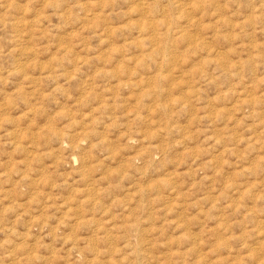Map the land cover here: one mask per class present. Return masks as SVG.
Segmentation results:
<instances>
[{"label":"rangeland","instance_id":"obj_1","mask_svg":"<svg viewBox=\"0 0 264 264\" xmlns=\"http://www.w3.org/2000/svg\"><path fill=\"white\" fill-rule=\"evenodd\" d=\"M0 264H264V0H0Z\"/></svg>","mask_w":264,"mask_h":264}]
</instances>
